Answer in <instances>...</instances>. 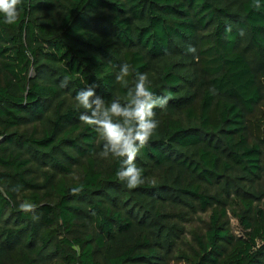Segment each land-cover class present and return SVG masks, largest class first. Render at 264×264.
I'll return each instance as SVG.
<instances>
[{"label": "trees", "instance_id": "obj_1", "mask_svg": "<svg viewBox=\"0 0 264 264\" xmlns=\"http://www.w3.org/2000/svg\"><path fill=\"white\" fill-rule=\"evenodd\" d=\"M252 4L23 0L16 24L0 17V264H264V0ZM123 63L129 87L147 73L170 97L134 189L75 100L95 85L127 101ZM193 217L203 230L186 233Z\"/></svg>", "mask_w": 264, "mask_h": 264}, {"label": "clouds", "instance_id": "obj_2", "mask_svg": "<svg viewBox=\"0 0 264 264\" xmlns=\"http://www.w3.org/2000/svg\"><path fill=\"white\" fill-rule=\"evenodd\" d=\"M23 0H0V17L3 23L14 25L19 20L20 8ZM252 6L261 7V0H253ZM195 53V48H189ZM133 74V66L123 63L119 73L115 76L121 88L127 89L128 100L112 99L107 102L96 94L95 85L80 89L75 96L78 104L85 109L79 116L80 121L90 126L100 137L104 144L99 153L102 158L109 155L119 162L116 176L126 181L128 189H134L144 183L143 170L135 163L138 153L145 148L153 133L159 126L155 117V109H164L169 103V96L156 95L150 90L147 73L136 72L134 86L129 87V80ZM68 81L61 82L66 87ZM83 186L72 189V194H78ZM36 205L31 202L20 204L22 212H33Z\"/></svg>", "mask_w": 264, "mask_h": 264}, {"label": "rangeland", "instance_id": "obj_3", "mask_svg": "<svg viewBox=\"0 0 264 264\" xmlns=\"http://www.w3.org/2000/svg\"><path fill=\"white\" fill-rule=\"evenodd\" d=\"M203 220H207V216H200ZM225 227L229 229L231 235H239L242 233L243 226L241 225L240 221L235 218L228 217L225 222ZM185 232H189L192 229L199 230L200 232L203 230L202 223L200 219L193 217L188 219V222L184 225Z\"/></svg>", "mask_w": 264, "mask_h": 264}]
</instances>
